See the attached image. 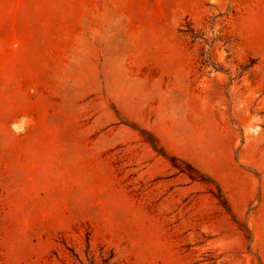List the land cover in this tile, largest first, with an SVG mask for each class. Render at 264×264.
<instances>
[{"label":"rangeland","instance_id":"374dc122","mask_svg":"<svg viewBox=\"0 0 264 264\" xmlns=\"http://www.w3.org/2000/svg\"><path fill=\"white\" fill-rule=\"evenodd\" d=\"M0 264H264V0H0Z\"/></svg>","mask_w":264,"mask_h":264}]
</instances>
